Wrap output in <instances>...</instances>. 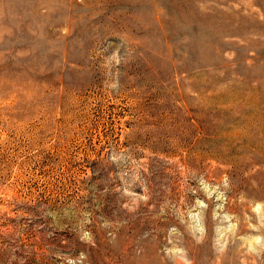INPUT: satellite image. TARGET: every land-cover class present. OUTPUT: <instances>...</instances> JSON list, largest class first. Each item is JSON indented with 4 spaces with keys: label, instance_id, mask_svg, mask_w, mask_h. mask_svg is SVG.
<instances>
[{
    "label": "rangeland",
    "instance_id": "obj_1",
    "mask_svg": "<svg viewBox=\"0 0 264 264\" xmlns=\"http://www.w3.org/2000/svg\"><path fill=\"white\" fill-rule=\"evenodd\" d=\"M0 264H264V0H0Z\"/></svg>",
    "mask_w": 264,
    "mask_h": 264
}]
</instances>
